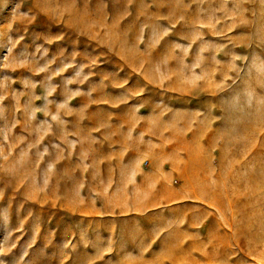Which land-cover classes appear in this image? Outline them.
I'll return each instance as SVG.
<instances>
[{
    "label": "rangeland",
    "instance_id": "obj_1",
    "mask_svg": "<svg viewBox=\"0 0 264 264\" xmlns=\"http://www.w3.org/2000/svg\"><path fill=\"white\" fill-rule=\"evenodd\" d=\"M0 264H264V0H0Z\"/></svg>",
    "mask_w": 264,
    "mask_h": 264
}]
</instances>
